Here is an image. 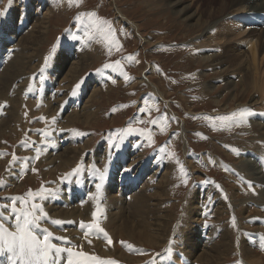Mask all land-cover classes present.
Returning <instances> with one entry per match:
<instances>
[{"label": "bare ground", "instance_id": "obj_1", "mask_svg": "<svg viewBox=\"0 0 264 264\" xmlns=\"http://www.w3.org/2000/svg\"><path fill=\"white\" fill-rule=\"evenodd\" d=\"M162 1L174 8L175 13H180L183 19L202 27L198 35H193L192 43L197 46V55L204 66L209 65V68L214 72L212 81L224 82L226 96L229 98L225 102L226 106H223L225 110L229 109L227 112H230L236 110L235 105L240 107L243 106L241 104H244L255 112L249 121L250 129L254 125V131L248 141L256 147L253 149L254 151H250L251 158L248 157V154L241 161L242 164L239 163L230 167L231 173L240 176L249 191L248 197L240 200L238 204L233 203L230 197L228 198L232 204L233 212L239 210L240 213V218L237 219V237L231 241L221 239L220 229H214V225L206 226L205 217L210 216L212 222H215V219H219L229 209L228 202L222 198L221 192L210 183L204 189L198 185L194 186L192 195L185 201L184 214L175 225L176 228L179 226L181 228L179 238H174L171 234V237L165 241V236H167L168 229L173 222L171 211L164 206V202L167 201L169 171L162 166L167 161H163L165 154L160 151H155L151 155L156 165L142 160L145 147L143 140L140 139L139 142L137 139L133 143L134 139L132 138H135L134 136L125 138L122 147L112 152L110 158L109 153L103 152L102 148L95 150V153L82 152L84 147L90 144V138L83 140L84 146H81L78 144L81 136H72L71 130L76 124L91 127L92 123L96 121L97 113L95 110L90 111L89 109L97 94L96 90H99V87L96 86L88 92L87 87L90 85V81L86 78L84 82L82 81V87L78 90V94L76 96L71 95L74 85L84 70L85 63L89 60L87 49L80 47L84 49L79 50V54L83 53V57L78 54L68 61L63 58L62 46L60 45L50 56L47 65L40 67L45 61H40L36 57L40 50L37 49V45L43 38L50 18L40 15L38 7L42 5L36 6L35 11L37 13L31 16V9L33 8L31 0H11L9 3L5 2L2 8L6 15L0 18V34L2 26L10 28V23L19 24L23 20L30 22L28 25L25 23L27 27L15 39V44L9 46L14 52L7 59L8 61L3 66L0 62V104L5 105L0 109V114H2L0 137H3L5 131L9 134L15 127L17 128V123L36 129L41 128L42 124L45 123V131H52L53 134L50 139L44 137L40 139L42 142L39 141L40 147H37L41 149L40 158L28 163L29 168L23 175L20 176L15 173L13 165L11 169L8 167L2 173L3 177L1 178L8 179L5 183L17 188L21 185L22 177L25 174L33 177L35 172H32L31 169L46 162V175L55 176L57 180L60 175L63 178L61 184L57 181L52 183L53 189L56 192L60 191L61 187L65 190L64 183L66 182L69 189L68 196L69 193L74 192V196L72 195L74 199L72 206L66 201L68 196L65 195L63 198L56 194L54 197L59 203L57 206L52 201L48 205L45 204L47 206L45 209L49 212L50 218L61 222L52 226L47 224L45 228H48L53 234L60 235L59 237L68 238L74 251H83L84 249L86 250L85 253L88 254L94 248L100 256H105L101 259L105 261V264L110 261V257L114 256L120 258L125 264H144V262L151 264L153 260L155 264H166L168 261L162 262L160 257L153 258L150 262L141 252L143 248L156 249L161 246H164L165 250L177 248L178 256L172 264H181V258L186 264H221L223 260H226L227 255L233 253L239 254L242 264H261V260L264 258V27L256 30L254 24L264 22V18L256 16V13L264 14V0H203L202 5L197 4L195 0ZM116 11L117 17L126 20L121 11L118 9ZM25 15L28 18H25ZM4 19H8L9 23H5ZM133 25L137 26L134 23ZM244 27H249V30H245ZM148 40L145 39V41ZM62 44H66L65 41ZM44 67H46V71L41 74L40 69ZM153 70V66H148L145 71L151 73ZM49 72L56 74L51 77V80L53 77L55 79L53 82L56 84L55 88L52 82L46 79ZM146 72L143 74L144 79H147ZM94 75L99 76L97 73ZM104 75L108 74L104 71ZM97 79L106 84L105 79L99 77ZM42 83H45L44 86ZM215 86L216 83H207V88ZM249 88L253 94L247 99L248 101L242 103L237 98L236 93L246 92ZM29 89L32 93H29L31 92ZM148 96L157 100L164 98L157 85H152V89L148 91ZM236 99L239 101L235 104ZM217 101L220 103L218 98ZM75 103L76 105L81 104L78 105L79 108ZM32 115L43 116L45 119L39 124L35 122L33 125L30 120ZM54 116L57 117V123L52 125L51 118ZM59 129L65 131L61 132ZM89 134L93 138L92 133ZM29 135L33 137V134ZM245 138L241 140L247 141ZM49 140L51 143H48ZM75 141L77 145H74ZM99 143L104 146L103 149L107 148V140ZM138 145L141 147H137ZM130 146L139 148L141 153L135 154V151H129ZM20 151L25 153L28 150L20 148ZM28 155H30L29 158L35 156L33 152H29ZM194 156H199L198 158L208 162L204 153ZM85 159L88 161L85 162ZM128 162L133 171L138 172L130 174L118 169L120 163ZM214 162L216 165L222 164L217 156ZM78 164L84 171L77 176V180L64 179V172H71ZM104 164L107 166V181L102 180L101 183L91 166L96 167V165ZM71 165L73 167L69 168ZM96 168L104 172L102 167ZM141 169L146 170V172H141ZM144 173H146L144 182L125 193L135 184L129 185L127 180L119 181V178L138 176ZM160 173L161 175H159ZM148 174L149 177H147ZM113 177L119 181V184H123L122 191L114 190ZM17 181L19 182L17 183ZM105 182L111 184L110 188L103 186ZM248 182L252 183V189H249ZM97 183L102 186L99 200L96 198L95 185ZM73 184L82 188L80 190L73 188ZM154 184L155 186L152 188L151 186ZM151 189H153L152 192H150ZM205 190L212 195L205 193ZM7 202L9 201L5 200L3 204ZM64 204L65 206H62ZM98 207L100 219L98 222L111 237V245L103 238L97 239L93 236L88 237L92 240V243L89 244L79 229L80 221H92V213L97 211ZM252 208H259L261 211L250 216L248 211ZM190 210H192V214ZM202 213H205V216ZM244 222L248 223L249 227L245 226ZM56 228L57 230H55ZM200 231L204 235L203 239L208 232L204 241L200 238ZM195 232L199 233V238H191ZM173 233L175 234L176 231ZM244 239L246 241L242 242ZM127 245H132V248ZM4 264H6L5 259ZM61 264H65V262L62 260Z\"/></svg>", "mask_w": 264, "mask_h": 264}, {"label": "rangeland", "instance_id": "obj_2", "mask_svg": "<svg viewBox=\"0 0 264 264\" xmlns=\"http://www.w3.org/2000/svg\"><path fill=\"white\" fill-rule=\"evenodd\" d=\"M10 1L11 0H0V11H3L2 8L4 3H9ZM31 1L33 2L31 16L36 15V6L42 5L38 7L40 15H45L46 18H50V23L49 25L47 24L43 38L37 45V49H40L38 55H36L38 60L45 61V58L49 60L50 56H52L53 52L58 49L60 45L62 46L61 51H63V58H66L68 61L79 54V50L82 49L80 47L87 49L89 60L85 63L84 70L78 82H84L85 79L88 78L90 81V85L87 87L88 92L94 87L96 88V86L99 87V90H96L97 94L89 109L90 111L95 110L97 113L95 117L96 121L92 123L93 125L91 127L76 124L72 128L75 131L85 133L78 141V144H81V146H84V143H82L83 140L90 138V144L84 147L82 152L95 153V150L102 148L101 150L103 152L109 153L110 158L113 154L112 152H115V150H110L108 147L103 149L104 146L100 145L99 142L108 140L109 137L116 133H120L121 130L127 128L129 125L145 129L146 134H150L152 137L153 142L150 146L146 141V135L133 134L127 137L134 136L135 138H132L134 139L133 143L137 139L139 142L143 140L145 147L142 153V160L148 161L152 165H156L151 156L153 152L159 151L162 147L165 149L163 161L167 162H165L166 164L162 167H165V169L167 168L169 177L167 179V201L164 202V206L169 208L173 215V222H171L167 232L168 234L165 236V241L171 237V234L174 238H179L178 235L181 233V228L180 226L176 228L175 225L177 224V220L184 214L185 201L192 195L191 192L194 186L198 185L204 189L210 183L216 187L217 185L219 186L217 189L221 192L222 198L228 202L227 206L229 209L219 219H215V222H212L210 216L205 217L207 221L205 224H207L206 226L208 227L214 225V229H220L221 239L229 241L235 239L238 233L236 228L238 226L237 219L240 218V213L239 210L235 211L236 214L233 212L232 204L229 202L228 198L230 197L233 203L238 204L240 200L248 197L249 191L247 186H245L244 180L240 176L231 173L230 167L241 163L248 154V157L251 158L250 151H254L253 149L256 146L248 140H250L249 138L254 131V125L251 129L250 124L249 126H233L231 129H221L220 121L204 119V117L214 118L217 116L229 115L244 106L246 107V105L241 104L243 106L240 107L235 105V107H237L236 110L230 112H227L229 109L225 110L223 107L224 105L226 106L225 102L229 99L228 96H226L227 92L224 88V82L212 81L214 72L209 68V65L204 66L197 55V46H194L192 43L193 35H198L202 27L183 19L180 13H175V9L165 4L162 0H73L72 4H69L68 0ZM195 1H197L199 5L203 4V0ZM116 9L122 12L126 20L117 17ZM91 11L96 12L99 18L106 19L112 23L116 30V40L121 45L120 51H116L115 48H113L111 55H109L107 42L98 34L93 35L91 39L85 35V32L89 29L77 22L76 17L80 13ZM25 16V18H28L27 15ZM83 19L85 24H87V17ZM4 22L9 23L8 19H4ZM29 22L23 20L22 23L20 22L19 24L10 23V28L2 26L0 37H4L5 32L14 35V31L18 27L17 29L19 30L16 32L17 38L23 32L24 28L27 27ZM133 23L137 24V26L135 27ZM73 36H76L78 39H73ZM145 39L149 40L145 41ZM63 41H65L66 44H62ZM13 42L15 43V41ZM8 46L10 45L7 44L1 47L2 54H7V59H9L14 52L12 48L10 51L4 50ZM79 55L83 57V53ZM129 55L135 56L138 62L126 61L124 58ZM117 60L121 61L124 72L128 74L130 78L128 81H125L123 76L119 75L118 70H104L116 80L115 84L111 83V81L106 78H102L100 75H94L97 73V69L103 68L104 64H114ZM43 66H45V63L40 67ZM148 66L154 67L153 73L145 71ZM145 72L147 79H144L143 74ZM108 75H105V77ZM97 77L105 79L106 84H103ZM209 82L216 83V86L207 88V83ZM152 85H157L159 87L164 98L157 100L148 96V91L152 89ZM251 92L253 91L249 88L246 92H238L236 95L238 96L237 98L244 103L248 101L247 99L253 94ZM29 93H32V91ZM217 98L220 100V103H218V101L216 102ZM238 99L234 102L235 104L239 101ZM24 100L25 98L23 99V103ZM78 105L76 106L79 108L81 104ZM142 108L147 111H140ZM1 117L2 114H0V119ZM31 117L30 120L33 125L35 122L38 124L42 122V120L39 119L41 117H39V115H32ZM153 119L157 121V124L149 123V121ZM141 120L144 122H138ZM44 124L45 123L42 124L43 127L41 126V128L36 129L35 127L17 123L18 127H15L16 131L14 129L9 134L7 131L4 132L3 137H0V152L5 154L0 157V178L3 177L2 173L9 167V162L13 154L21 158L17 161V165H14L15 173L21 176L28 170V163H32L34 159L25 161L24 158H29V152L35 154L37 147H40V142H42L40 139H43L44 136L37 130H45ZM213 125H215V130ZM161 128H163V131L160 130ZM73 130H71L72 136L75 137L76 135L73 134ZM89 133H92L93 138H91ZM29 134H33V137ZM242 138H245L247 141L241 140ZM47 139H50V137ZM24 141H28L32 146H25L23 143ZM74 145H77L76 141ZM42 146L44 147L45 145ZM20 148L28 151L21 153ZM232 149H236L239 154L237 155V152ZM130 150L135 151V154L141 153L137 147L130 146L129 151ZM167 153H175V155L168 157L166 155ZM201 153L206 155L208 162L198 158L199 156H194L200 155ZM216 156L221 160V165L210 162L214 161ZM87 161L88 159H85V162ZM85 162H83V164H85ZM45 165L47 166L46 162L38 164L35 167L37 171L33 177L32 175L25 174L22 177L21 185L17 188H14L9 183H5V186L0 188V205H3V202H5L6 199L4 198L22 197L30 199L27 195L29 191L38 192L42 187L51 188L53 186L52 183L56 181L61 184L63 180V178L60 177L61 175L58 180L55 176L46 175ZM181 165L184 166L188 173L187 185L183 184V178L180 173ZM72 167V165L69 166V168ZM96 167H102L103 171H105L106 164L96 165ZM125 167L132 169V171L129 172L130 174L138 172L133 171L129 162L120 163L118 165V169H121V171H123ZM243 169L241 170L242 172ZM69 172H64L63 177ZM141 172H146V170L141 169ZM145 175L146 173L138 176L132 175V177H138L136 178L138 182L125 193L133 190L139 184L141 185L145 180ZM159 175H161V173ZM115 177L117 178V176ZM115 177L112 178L113 183H115L114 190L118 189L122 191L123 184H119V181L115 179ZM147 177H149V174ZM67 179L76 181L77 176ZM3 180L5 182L8 181V179ZM19 181H17V183ZM104 181H107V179L105 178ZM132 182L133 181H131L129 185H131ZM155 182H157V180H155ZM155 184L151 187L154 188ZM64 186L65 190L61 187L60 191L56 192L59 197L65 198V195L68 196L66 193L68 184L65 182ZM103 186L105 188H110L111 184H106L105 182ZM73 188L80 190L82 187L73 184ZM51 189H53V187ZM152 191L153 189H151L150 192ZM206 192L207 190H205V193ZM207 194L212 195L209 192H207ZM72 195L74 196V192H72L71 197L70 195L67 197L66 201L69 205L73 206L74 198ZM51 201L55 203L56 206L59 204L55 197L47 200L37 199L36 202L44 206L45 209L47 207L46 205L52 203ZM7 204L8 207H11L10 201L7 202ZM62 206H65V204ZM17 207H20L19 202H17ZM45 211L48 215L44 221L45 223L42 222V227L44 228L47 224L50 226L54 225L51 223L54 220L50 218L49 212L46 209ZM258 211L261 210L259 208H252L248 211V214L254 216ZM190 212L192 214V210H190ZM205 213H202V215L205 216ZM6 214L11 216L10 212ZM233 217L236 221L235 227L233 226ZM98 221H100L99 217ZM244 225L249 227L248 223L244 222ZM57 228L55 230H57ZM174 231H176L175 234L173 233ZM207 234H205V238L203 239L204 235L200 231V238L204 241L207 238ZM59 236L58 234H53V239ZM191 238H199V233L195 232ZM245 241V239L242 240V242ZM176 249L177 248H173L172 252H167L164 246L156 249L147 247V249L143 248L144 252H141L150 262L151 259L153 260V258L160 257L162 262L168 261L166 264H172L174 259L178 256V251ZM91 251L92 252L88 253L91 256L99 257L100 259L105 257L100 256L98 251L94 248ZM83 252H86V250L83 249ZM236 254L227 255L226 260H223L221 264H242L239 254ZM181 260L186 264L182 258ZM110 261H116L117 264H125L116 256L110 257ZM146 263L147 262H144V264ZM261 264H264V258L261 260Z\"/></svg>", "mask_w": 264, "mask_h": 264}, {"label": "snow or ice", "instance_id": "obj_3", "mask_svg": "<svg viewBox=\"0 0 264 264\" xmlns=\"http://www.w3.org/2000/svg\"><path fill=\"white\" fill-rule=\"evenodd\" d=\"M69 4L73 3V0H68ZM6 15L5 11H0V18H3ZM84 17H87V24L84 22ZM77 22L84 25L88 31L85 32V35L88 36L89 39L93 37V35L98 34L104 41L107 42L108 54L111 55L113 48L116 51L121 50V45L116 40V30L113 27L112 23L106 19L99 18L97 13L94 11L80 13L76 17ZM73 39H78L76 36H73ZM128 62H138L136 61L135 56L129 55L124 58ZM48 58H45V65H47ZM111 69L112 71L119 72L120 76H123L125 81H128L130 78L126 72L123 70V65L120 60L115 61V63H106L103 65L102 69H97V74L102 78H106L110 80L111 83L115 84L116 80L108 75L105 77L104 70ZM46 71V67L40 69V73L43 74ZM82 87V81L77 82L73 90L71 92L72 96H76L78 94V90ZM31 91V89H29ZM5 105L0 104V109H2ZM115 111V109H114ZM140 111H147L146 109H140ZM255 115L254 110L243 107L229 115L217 116V117H204L206 120H218L221 122V129L227 128L231 129L233 126H249V121L251 117ZM40 120H44L45 118L41 116ZM140 123L144 122L143 120L138 121ZM57 123V117L51 118V124L55 125ZM149 123L157 124L156 120H150ZM215 130V125H213ZM163 131V128L160 129ZM41 133L45 138L52 136V131H45L43 129L37 130ZM59 131L63 132L64 129H59ZM73 134L76 136L85 135V133H81L79 131L73 130ZM139 134L146 135V141L150 146L152 144V137L150 134H146L145 129L132 127L129 125L127 128L121 130L120 133H116L113 136L109 137L107 140V147L110 150H119L125 138L127 136ZM202 135V134H197ZM25 146L31 147L32 145L28 141L23 142ZM48 143H51L49 140ZM141 147V146H137ZM233 151L239 152L236 149H232ZM161 153L165 152V149L162 147L159 150ZM4 153L0 152V156H3ZM41 155V149L37 148L35 152V156L31 158H24L25 161L28 159L39 160ZM168 157L174 156L175 153H167ZM21 158H18L15 154L12 155V159L9 162V169L13 165H17V161ZM214 163V161H210ZM94 174L97 176L98 180H104L106 178L107 166L104 172H101L94 165L91 166ZM32 172H36L37 169L32 168ZM84 169L78 164L75 168L71 170L70 173L66 174L64 179L69 177L78 176L82 173ZM124 172L129 173L132 171L131 168L125 167L123 169ZM181 177L183 178V184H188V173L183 165L180 167ZM5 186V181L0 179V188ZM101 184L97 183L95 185L96 188V198L99 200L100 192H101ZM217 187H219L217 185ZM249 189L253 188L251 182H248ZM28 198L22 197H8L4 198L11 202V208L8 207V204L5 203L0 205V257H3L6 260V264H61L63 260L65 264H105V261L101 260L99 257L90 256L89 254L83 251H74L73 246L71 245V241L66 237H55V241L53 239V233L48 230V228L42 227V222H44L47 218V212L44 207L36 202L39 200H47L56 195V190L50 188L42 187L38 192H28ZM91 195V194H90ZM17 202H19L20 207H17ZM10 212L12 215H6L5 213ZM98 213L99 207L97 211L92 213V221L91 222H80L79 229L83 232V236L86 239L87 243L91 244L92 240L88 239L90 235L95 236L97 239L103 238L109 245L112 244V239L109 236L108 232L100 225L98 222ZM102 214V213H100ZM51 223L60 224L59 220H54ZM233 226H236L235 218L233 217ZM123 243V242H121ZM129 248H132V245H127ZM165 251L171 252L172 249L168 248ZM107 264H116L115 261H109ZM151 264H155L153 260Z\"/></svg>", "mask_w": 264, "mask_h": 264}]
</instances>
